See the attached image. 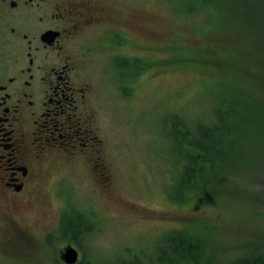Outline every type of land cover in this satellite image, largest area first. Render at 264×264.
I'll list each match as a JSON object with an SVG mask.
<instances>
[{
  "label": "rangeland",
  "instance_id": "rangeland-1",
  "mask_svg": "<svg viewBox=\"0 0 264 264\" xmlns=\"http://www.w3.org/2000/svg\"><path fill=\"white\" fill-rule=\"evenodd\" d=\"M93 1L114 6L136 26V46L92 41L96 48L78 57L98 94L90 103L100 107L111 178L102 189L97 170L66 164L57 170L54 162L37 170L16 215L33 241L13 233L2 242L0 226V264H66L60 252L69 243L92 264H158L164 234L195 227L211 236L222 261L264 251V0ZM133 64L121 79L120 67ZM220 98L233 100L237 111L229 121L238 129L226 142L232 154L202 199L173 201L180 160L171 156L167 131L173 120L191 122L190 130L196 121L211 122ZM73 211L90 225L69 237L62 222Z\"/></svg>",
  "mask_w": 264,
  "mask_h": 264
},
{
  "label": "flooded vegetation",
  "instance_id": "flooded-vegetation-1",
  "mask_svg": "<svg viewBox=\"0 0 264 264\" xmlns=\"http://www.w3.org/2000/svg\"><path fill=\"white\" fill-rule=\"evenodd\" d=\"M133 34L130 18L125 21L114 6L93 0H0L2 242H11L13 233L33 241L16 215L38 182L37 170L52 162L57 170L64 164L89 168L97 170L102 189L106 186L114 163L104 148L100 107L91 105L98 94L78 57L86 59L96 48L92 41L136 46ZM129 68L136 65L117 71L121 79Z\"/></svg>",
  "mask_w": 264,
  "mask_h": 264
},
{
  "label": "trees",
  "instance_id": "trees-1",
  "mask_svg": "<svg viewBox=\"0 0 264 264\" xmlns=\"http://www.w3.org/2000/svg\"><path fill=\"white\" fill-rule=\"evenodd\" d=\"M185 1L190 5L193 2ZM207 4L205 3L202 7ZM191 10L193 11V9ZM128 70L132 71L131 68ZM223 83L226 90L231 89L228 82L224 81ZM220 100L211 122L196 121L195 127L190 130L188 126L191 122L187 126L181 121L173 120L171 130L167 131V138L173 147L171 156L180 160L177 165V175L173 177V182L170 185V199L173 201L186 202L193 198L202 199V191L211 189L214 183L213 179L214 177L215 180L217 179L221 165L232 154L234 146L228 147L226 142L230 143L234 130L238 129L229 121L233 115L232 112L236 113L237 111L229 105L233 100L228 98H220ZM226 106L230 109L227 110ZM228 149H230L229 153ZM89 225L90 223L80 212L73 211L62 222V233L66 232L65 234L69 237H75L88 230ZM197 232H201V229L195 227L191 230L182 228L165 233L162 242L156 248L158 264H220L219 261L223 262L222 264H264V251L261 250V247L240 252L230 260L222 261L216 256V248L211 236L204 234L207 233L205 230L199 236H197ZM88 261L82 259L75 264H92ZM59 264L63 263L59 261ZM103 264H139V261L116 259Z\"/></svg>",
  "mask_w": 264,
  "mask_h": 264
},
{
  "label": "water",
  "instance_id": "water-1",
  "mask_svg": "<svg viewBox=\"0 0 264 264\" xmlns=\"http://www.w3.org/2000/svg\"><path fill=\"white\" fill-rule=\"evenodd\" d=\"M60 255L66 264H74L78 260V250L72 244L66 245L61 250Z\"/></svg>",
  "mask_w": 264,
  "mask_h": 264
},
{
  "label": "bare ground",
  "instance_id": "bare-ground-1",
  "mask_svg": "<svg viewBox=\"0 0 264 264\" xmlns=\"http://www.w3.org/2000/svg\"><path fill=\"white\" fill-rule=\"evenodd\" d=\"M241 188V187H240Z\"/></svg>",
  "mask_w": 264,
  "mask_h": 264
}]
</instances>
